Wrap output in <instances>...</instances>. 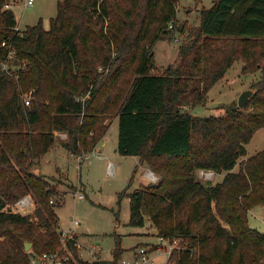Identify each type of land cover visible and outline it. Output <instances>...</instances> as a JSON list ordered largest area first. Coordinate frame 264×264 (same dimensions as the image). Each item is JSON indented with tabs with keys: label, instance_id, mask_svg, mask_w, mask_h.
<instances>
[{
	"label": "trees",
	"instance_id": "trees-1",
	"mask_svg": "<svg viewBox=\"0 0 264 264\" xmlns=\"http://www.w3.org/2000/svg\"><path fill=\"white\" fill-rule=\"evenodd\" d=\"M98 1L63 0L48 29L40 20L18 30L0 0V264H29L26 242L36 254L60 245V192L36 168L56 132L67 134L72 155L93 151L111 116L118 153L159 177L119 193V203L130 200V226L149 220L157 235L190 240L198 253L179 264H264V233L249 223V211L264 205V149L246 158L245 147L264 127V0H214L179 45L178 64L163 73L153 47L173 34L180 0H104L99 8ZM4 41L17 50L16 76L2 71ZM236 61L243 73L261 72L244 109L206 117L184 110L205 105ZM197 170L226 174L206 186ZM26 196L32 213L4 210ZM68 245L69 264L84 261L76 242ZM123 253L118 235L113 259L92 264H116Z\"/></svg>",
	"mask_w": 264,
	"mask_h": 264
},
{
	"label": "rangeland",
	"instance_id": "rangeland-1",
	"mask_svg": "<svg viewBox=\"0 0 264 264\" xmlns=\"http://www.w3.org/2000/svg\"><path fill=\"white\" fill-rule=\"evenodd\" d=\"M63 0H35L34 5L26 8V0H8L15 13L20 30L28 26H33L42 20L46 29L50 26V19L57 14V6ZM180 0L179 20L172 35L156 42L153 51L157 60V72L163 73L167 66H176L179 62V45L193 33L200 21V11L208 8L212 0ZM198 4L196 9L194 4ZM190 8V12L186 10ZM186 30L180 32L179 28L185 20ZM178 39V41H175ZM103 71V67L99 68ZM243 62L236 61L228 70L222 80H220L208 93L205 105L195 107L185 106L184 110L193 115L206 117L218 116L225 113V108L238 105V98L245 90L255 89V84L261 79V72L243 73ZM115 117H109L106 125L109 126L108 134L104 137L108 143L105 150L107 158L98 159L95 156L83 153L74 155L63 147L66 138L61 140V136L56 132V143L62 146L51 148L41 160L40 167L36 168L38 173L50 176L53 180L61 200V206L56 210L58 215V230H64L68 234L76 233L78 240L77 249L87 264H92L97 258L112 260L113 252L116 248V237H121V247L124 255L128 251L142 245L157 237V228L146 221L144 227H134L129 225L130 200L123 197L119 203V193L127 189L128 193L134 192L140 184L157 183L159 180L150 168L140 164L135 156H123L113 152L114 145L118 143L119 125ZM58 133V134H57ZM61 134H65L64 132ZM54 146V145H53ZM52 146V147H53ZM111 147V149H110ZM113 147V148H112ZM247 157H250L264 149V127L258 130L251 141L246 144ZM101 146L96 147L100 151ZM94 151V150H93ZM92 152V151H91ZM90 156V158H89ZM79 157V158H78ZM245 158H241L243 160ZM115 164V173L108 172V162ZM240 165L234 168L238 172ZM41 169V171H40ZM149 172L154 176L150 175ZM224 174V175H223ZM226 173L217 174L208 170H197L196 178L204 185H212L223 180ZM153 177L156 178L153 180ZM133 181L130 183L131 179ZM82 193L83 199H79L76 194ZM33 199V198H32ZM56 199V198H54ZM15 207V204H13ZM257 208V209H256ZM249 211V223L264 233V205H260ZM20 214H30L34 211L35 205L28 206L25 210L15 207ZM14 209V210H15ZM116 212L119 213V222L116 221ZM70 217L79 220L80 224L74 226ZM61 243V239H60ZM99 243V244H98ZM127 249V250H125ZM93 250V253H91ZM82 254V255H81ZM76 264H84L79 261Z\"/></svg>",
	"mask_w": 264,
	"mask_h": 264
},
{
	"label": "built area",
	"instance_id": "built-area-1",
	"mask_svg": "<svg viewBox=\"0 0 264 264\" xmlns=\"http://www.w3.org/2000/svg\"><path fill=\"white\" fill-rule=\"evenodd\" d=\"M103 1L104 0L98 1V8ZM34 2L35 0H26L25 7L28 8L33 6ZM6 8H10V4H7ZM176 24L177 22L170 23L168 26L169 30L174 31L176 28ZM17 29L20 30L19 27H17ZM175 41H178V39H175ZM2 46L6 47L8 51L6 61L2 66V71L11 76H16L17 72L20 69V66L16 63L17 50L13 44L6 41L2 43ZM29 101L30 100L27 98V104L29 103ZM88 155L95 156L97 158L103 157L102 152L96 151V148ZM83 156L87 157L85 155H82L80 156V158ZM108 172L110 174L115 173V166L112 162H109L108 164ZM152 176L154 175L152 174ZM154 179L156 178L153 177V180ZM76 196L79 199L84 198V195L82 193H78L76 194ZM53 202L54 200H51V203ZM30 205H35L34 200L30 196L23 197L15 203V207H18L21 210H25ZM15 207L14 205H10L7 206L4 210H11V212L15 213L17 212ZM72 222L74 226H78L80 224L79 220L76 218H72ZM75 235V231L73 234H68L66 231L60 230L59 236L61 239V243L57 248L41 254L34 253L32 249L29 252L26 251L27 253H29V264H69L70 260L74 258L72 255V251L69 248L68 242L73 240L76 242L78 247L80 246V244L78 245V240L76 239ZM91 253H93V250H91ZM197 253V247L192 246L190 240L188 239H185L183 237L171 238L157 235V237H155V240H151L142 245L139 244L137 247L128 251L127 254L121 257L116 264H179V261L182 259L183 255L189 254L190 256H194ZM92 255H94V253Z\"/></svg>",
	"mask_w": 264,
	"mask_h": 264
},
{
	"label": "crops",
	"instance_id": "crops-1",
	"mask_svg": "<svg viewBox=\"0 0 264 264\" xmlns=\"http://www.w3.org/2000/svg\"><path fill=\"white\" fill-rule=\"evenodd\" d=\"M213 1L214 0H212L211 2L213 3ZM196 2H198V0L196 1ZM211 3V4H212ZM179 5V4H178ZM197 6H198V4L196 3V4H194V8L193 9H196L197 8ZM10 8L12 9V6L10 5ZM209 8V7H208ZM203 9H206V7L205 8H203ZM203 9H201V10H203ZM201 10H199V11H201ZM187 12H190V8L189 9H187L186 10ZM179 7L177 6V19L179 20ZM186 21H188L187 19L185 20V21H183L182 23L184 24ZM182 24V25H183ZM199 24H200V21L199 22H197L195 25L196 26H199ZM19 27V26H18ZM161 40H163V39H161ZM158 41H160V40H158ZM157 41V42H158ZM157 44V43H156ZM117 119H114L113 120V122L114 121H116ZM118 121V120H117ZM109 132H110V130H109ZM108 132V133H109ZM61 133H63V132H60V134H58L59 135V137L61 138V140H63V139H65L66 138V133L65 134H61ZM107 133V134H108ZM117 145H118V143H117ZM117 145L115 146L114 145V148H113V152H115V153H118V150H117ZM59 146H62L61 144H59V143H56L55 142V144H54V146L52 147V148H57V147H59ZM98 146H101L103 149L102 150H100L99 152H102V154H103V157L102 158H98V159H104V158H107V156L104 154L105 153V150L107 149V147H108V143H107V141H106V138L104 137L102 140H101V142L96 146V147H98ZM64 147V146H63ZM110 149H111V147H110ZM72 155V154H71ZM72 156H74V155H72ZM79 158V157H78ZM90 158V157H89ZM97 158V157H96ZM137 159H138V161H139V158L138 157H136ZM42 160V159H41ZM41 160H40V162H39V164H38V166L40 167V163H41ZM109 162H111V161H109ZM109 162H108V164H109ZM113 163V162H112ZM108 164H107V166H108ZM114 164V163H113ZM114 166H115V164H114ZM143 166H146V165H143ZM40 171H41V169H40ZM41 173H42V171H41ZM224 175V174H223ZM47 176V175H46ZM48 178L50 177V176H47ZM49 180H50V178H49ZM51 182L52 183H55V182H53V180H51ZM257 209V208H256ZM72 218H74V217H70V219L72 220ZM99 244V243H98ZM125 250H127V249H125Z\"/></svg>",
	"mask_w": 264,
	"mask_h": 264
},
{
	"label": "water",
	"instance_id": "water-1",
	"mask_svg": "<svg viewBox=\"0 0 264 264\" xmlns=\"http://www.w3.org/2000/svg\"><path fill=\"white\" fill-rule=\"evenodd\" d=\"M183 25L181 24L180 29H182ZM170 68V66H168ZM254 91L253 90H245L243 91L239 98H238V107L240 109H244L245 106L247 105L249 99L251 96H253ZM25 251L29 252L32 249V244L30 242H26L24 245ZM87 260H84V264H87Z\"/></svg>",
	"mask_w": 264,
	"mask_h": 264
},
{
	"label": "bare ground",
	"instance_id": "bare-ground-1",
	"mask_svg": "<svg viewBox=\"0 0 264 264\" xmlns=\"http://www.w3.org/2000/svg\"><path fill=\"white\" fill-rule=\"evenodd\" d=\"M149 175H152L151 172H149Z\"/></svg>",
	"mask_w": 264,
	"mask_h": 264
}]
</instances>
